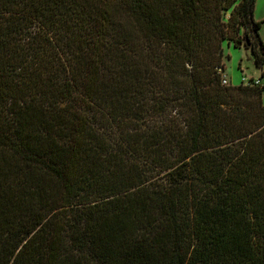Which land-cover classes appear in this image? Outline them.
<instances>
[{"label":"trees","instance_id":"obj_1","mask_svg":"<svg viewBox=\"0 0 264 264\" xmlns=\"http://www.w3.org/2000/svg\"><path fill=\"white\" fill-rule=\"evenodd\" d=\"M254 1L0 0V264H264Z\"/></svg>","mask_w":264,"mask_h":264},{"label":"rangeland","instance_id":"obj_2","mask_svg":"<svg viewBox=\"0 0 264 264\" xmlns=\"http://www.w3.org/2000/svg\"><path fill=\"white\" fill-rule=\"evenodd\" d=\"M253 19L260 21L259 36L264 43V0H255L253 7ZM242 33V30H241ZM224 71L228 81L237 85L242 77L247 80L261 76L263 67H257L249 48L244 44L236 47L232 43L224 41L222 43ZM262 102L264 104V90L262 92Z\"/></svg>","mask_w":264,"mask_h":264},{"label":"built area","instance_id":"obj_3","mask_svg":"<svg viewBox=\"0 0 264 264\" xmlns=\"http://www.w3.org/2000/svg\"><path fill=\"white\" fill-rule=\"evenodd\" d=\"M217 72L221 75V82L222 84H229L230 82L228 81L227 79V76L225 74V71H224V68L222 66H218L217 67ZM241 84H244V85H264V74L258 78H250V79H246L244 77H242L241 81H240Z\"/></svg>","mask_w":264,"mask_h":264}]
</instances>
